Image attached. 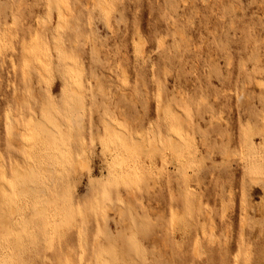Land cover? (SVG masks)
Here are the masks:
<instances>
[{"label": "rangeland", "instance_id": "rangeland-1", "mask_svg": "<svg viewBox=\"0 0 264 264\" xmlns=\"http://www.w3.org/2000/svg\"><path fill=\"white\" fill-rule=\"evenodd\" d=\"M0 264H264V0H0Z\"/></svg>", "mask_w": 264, "mask_h": 264}, {"label": "bare ground", "instance_id": "bare-ground-1", "mask_svg": "<svg viewBox=\"0 0 264 264\" xmlns=\"http://www.w3.org/2000/svg\"><path fill=\"white\" fill-rule=\"evenodd\" d=\"M49 2H50V0H49ZM52 3V2H51ZM40 20H42V19H40ZM239 98H240V100H242L241 98H243V94H242V96H239ZM158 112V111H157ZM10 113V112H9ZM153 127V126H152ZM151 128V127H150ZM53 130V129H52ZM153 130H154V128H153ZM11 134V133H10ZM152 137H151V139H152V141L150 142L151 144H149V145H147L146 144V142H145V139L144 138H142V139H140V140H138V141H136L135 143H133V145L135 146V148L138 150V151H152V152H154V151H159V143H158V134L156 133V132H153V135H151ZM144 137H145V135H144ZM150 139V140H151ZM170 143H171V145L174 147V148H176V149H178V148H180V146H181V144H180V142H179V140L178 139H176L174 136H170ZM94 142V141H93ZM146 154H148V153H146ZM79 165L80 166H82V167H86L87 165H86V163H82L81 161H79ZM88 163V162H87ZM43 169H45V168H43ZM110 207V206H109ZM14 210V209H13ZM13 212V211H12ZM15 212V211H14ZM3 221V220H2ZM7 221V220H6ZM5 221V224L7 223ZM4 224L2 223V226H3ZM5 226V225H4Z\"/></svg>", "mask_w": 264, "mask_h": 264}]
</instances>
